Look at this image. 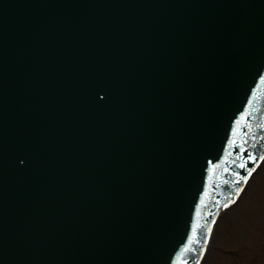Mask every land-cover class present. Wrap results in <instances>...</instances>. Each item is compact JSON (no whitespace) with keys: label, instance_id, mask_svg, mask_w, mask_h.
Here are the masks:
<instances>
[{"label":"water","instance_id":"95a60500","mask_svg":"<svg viewBox=\"0 0 264 264\" xmlns=\"http://www.w3.org/2000/svg\"><path fill=\"white\" fill-rule=\"evenodd\" d=\"M110 1L0 0V161L23 139V128L15 119L14 110L18 113L17 106L13 105L12 112L2 100L13 103L12 97L21 93L22 89L33 91L36 84L34 81L38 80L40 89L34 92L39 95L35 93V96L25 97L23 102L27 105L39 99L37 96L44 97L47 93L52 99L65 103V98L54 82L60 79L58 85H61L73 78L72 85L77 90L73 93L77 97V104L83 96L82 90L91 96L88 101L100 103L103 96L108 95L118 100L122 89L118 82L121 78L118 72H109V79L102 88L101 95H98L92 93V85L81 89L83 80L78 76L82 73L72 72L69 67H57L61 61L64 65L80 58L85 73H94V68H98L100 71L95 74L100 76L104 70L108 72L122 66L125 58L118 53L117 46L97 47L93 37L91 43L83 42L88 32V23L103 12ZM161 1L167 3L170 0ZM152 2L154 0H127L126 4L130 5L134 14L141 17V7L152 5ZM199 7L203 12L195 16ZM160 11L161 9L158 15L161 14ZM162 21L167 27L165 48L172 50L165 58L169 63L156 66V62V68H152L145 55L139 54L140 64L133 73L143 83L136 87L135 93L132 90L127 92L133 93L128 102L130 106L126 107L125 103L124 108H120V113L127 122L124 127L131 130L127 133L128 138L137 147L126 145L123 148L121 135L113 141L111 150L117 153L116 161L114 157L110 158L102 172V179L91 188L92 193L97 195L94 200L98 202H92L91 205L88 202L81 213L87 214L90 211L77 222L79 226L93 223L95 227L88 230V236L81 246L71 245L72 251L63 248L60 250V244L59 247L54 244L57 241L51 243V251L50 245L40 248L43 239L39 234L41 230L47 229V225L43 222L37 225L29 217L34 226L28 228L19 221L13 228L16 233L15 242L7 244L3 240L9 249L22 246L27 254L35 251L39 257L44 256V264H180L177 260L186 255L182 253L192 238L194 229L186 217V211L177 208H183V200L174 198V194L180 189V183H188L187 203L194 210L197 203L200 205L204 199L209 200V193L213 200L218 196L220 202L228 197L230 192L226 188L230 186L224 184L226 179L215 173L212 164L215 159L220 158L225 148L222 143L224 134L229 135L232 129L234 132L236 130L235 126L240 118L235 117L236 113L246 112L250 117L248 122L252 121L254 124H259L264 119L262 112L255 111L256 105L264 100V0L175 1L167 9ZM189 21L193 25H189ZM208 26L213 30L211 37L198 45L196 52L192 47L189 52L188 41H198L199 33L206 36ZM163 28L160 25L158 31ZM156 35L154 32V36ZM147 37L148 35L144 39ZM66 39L68 42L64 43ZM53 40L57 44L55 52V47L51 46ZM110 42V38L105 40L106 45ZM30 62L34 65L28 66ZM42 71L46 76H40ZM57 73L60 74L56 75ZM59 87L65 89L64 86ZM144 88L152 94L141 93ZM112 104H115L114 101ZM131 113L133 119L129 120L127 114ZM116 121L112 119L110 123L115 126L109 128L116 127L119 132H124ZM146 123L147 128L144 126ZM9 126L11 127L8 128ZM143 127L148 131V140L143 139L141 144L134 135L142 133ZM153 137H158V140L163 137L164 145L159 146L156 141L151 145L152 152L146 151L144 155H140L141 148L145 150L150 145L149 139ZM171 148L173 149L169 151ZM231 151L234 149L231 148L228 153ZM155 154L161 155L163 159ZM236 156L223 159V166L232 157L240 158L239 155ZM153 162L159 163L160 168L157 169ZM178 162L184 163L183 174L189 180L179 174L181 169L177 167ZM134 174L145 180L150 190L148 198L145 199L140 190L145 183L133 181ZM160 178L164 179L162 186L159 184ZM103 196L108 199L105 200ZM132 197L136 199V203L132 202ZM106 205L109 208L106 209L105 217L97 215L90 218L92 214L99 212L100 207L105 208ZM141 205L146 210L145 215L137 218ZM167 210L170 211L171 219L167 220L165 227L168 229L165 233L157 227V222L158 218H163L160 214ZM133 216L137 218V223ZM173 225L179 231L173 232ZM69 229H72L71 233L74 235L81 231L71 221H68L64 231ZM152 244L161 246L154 258L151 251L147 253L148 246ZM180 244L182 253L179 251ZM2 256L7 258V264L17 262L16 256L4 249L0 250V260Z\"/></svg>","mask_w":264,"mask_h":264},{"label":"rangeland","instance_id":"374dc122","mask_svg":"<svg viewBox=\"0 0 264 264\" xmlns=\"http://www.w3.org/2000/svg\"><path fill=\"white\" fill-rule=\"evenodd\" d=\"M243 195L239 207L221 220V228L203 264H264V167L252 178ZM243 223L248 227L245 235L250 236L248 242L237 231Z\"/></svg>","mask_w":264,"mask_h":264},{"label":"snow or ice","instance_id":"6c2138e0","mask_svg":"<svg viewBox=\"0 0 264 264\" xmlns=\"http://www.w3.org/2000/svg\"><path fill=\"white\" fill-rule=\"evenodd\" d=\"M240 166H241V167H244V165H240ZM252 171H254V169L249 170V172H248V176L251 175ZM244 179L246 180L247 177H245ZM239 191H240V189L238 188V189H237V194H239ZM227 206H228L227 204L224 205V207H227ZM209 231H210V229H209Z\"/></svg>","mask_w":264,"mask_h":264},{"label":"bare ground","instance_id":"6f19581e","mask_svg":"<svg viewBox=\"0 0 264 264\" xmlns=\"http://www.w3.org/2000/svg\"><path fill=\"white\" fill-rule=\"evenodd\" d=\"M228 195H229V194H228ZM228 195H227V196H228ZM219 219H220V217L218 218V220H219ZM218 220L216 221L215 225L217 224ZM215 227H216V226H215ZM214 231H215V229H214ZM214 231H213V232H214ZM210 242H211V241H210ZM207 251H208V250H207ZM206 254H207V253H206Z\"/></svg>","mask_w":264,"mask_h":264}]
</instances>
